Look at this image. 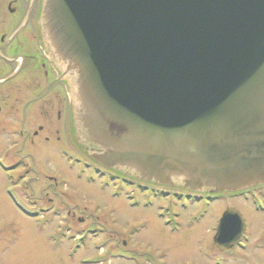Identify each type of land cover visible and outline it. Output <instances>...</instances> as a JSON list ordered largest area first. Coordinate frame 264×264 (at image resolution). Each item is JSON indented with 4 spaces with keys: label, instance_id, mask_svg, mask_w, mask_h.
<instances>
[{
    "label": "water",
    "instance_id": "95a60500",
    "mask_svg": "<svg viewBox=\"0 0 264 264\" xmlns=\"http://www.w3.org/2000/svg\"><path fill=\"white\" fill-rule=\"evenodd\" d=\"M41 24L98 164L197 191L264 184V0H44ZM243 225L225 211L215 247Z\"/></svg>",
    "mask_w": 264,
    "mask_h": 264
},
{
    "label": "rangeland",
    "instance_id": "374dc122",
    "mask_svg": "<svg viewBox=\"0 0 264 264\" xmlns=\"http://www.w3.org/2000/svg\"><path fill=\"white\" fill-rule=\"evenodd\" d=\"M20 128L28 130L22 120ZM57 148L0 134V263L264 264V212L250 213L243 246L218 256L213 227L225 204L200 216L197 205L185 209L125 178L97 175ZM49 198L63 211L25 215ZM88 224L95 234L77 233Z\"/></svg>",
    "mask_w": 264,
    "mask_h": 264
},
{
    "label": "flooded vegetation",
    "instance_id": "af4514ba",
    "mask_svg": "<svg viewBox=\"0 0 264 264\" xmlns=\"http://www.w3.org/2000/svg\"><path fill=\"white\" fill-rule=\"evenodd\" d=\"M43 1L0 0V134L7 132L8 137L15 139L21 136L31 143L35 139L44 142L55 141L58 143L57 155L84 162V166L97 175L112 174V179L125 178L129 184H134L142 192L155 197L171 198L182 208L188 209L197 205L196 212L200 216L208 214L213 206L222 208V204H225L216 217L214 235L218 220L227 210L237 212L244 225L239 243L224 251L215 247L219 251L218 256L243 246V242L249 240L252 234L248 219L250 213L264 212V184L220 192L208 188L191 190L179 183L158 184L106 168L94 161L79 146L72 120L70 78L64 77L58 65L51 59L43 40ZM20 120L28 128L27 132L19 129ZM76 149L79 153L74 151ZM43 193H47L45 189L40 198ZM32 210V213L25 215L37 220L41 217H38L40 212L44 215L51 211L57 214L56 212L63 211V208L61 204L49 198L46 202H34ZM66 220L72 221L71 218ZM77 233L95 234L90 224L78 228Z\"/></svg>",
    "mask_w": 264,
    "mask_h": 264
}]
</instances>
